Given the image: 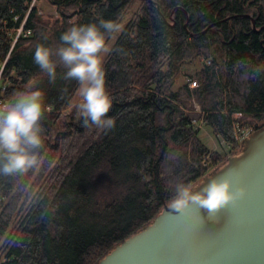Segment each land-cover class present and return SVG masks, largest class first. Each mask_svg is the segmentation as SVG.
I'll return each mask as SVG.
<instances>
[{
    "label": "trees",
    "instance_id": "trees-1",
    "mask_svg": "<svg viewBox=\"0 0 264 264\" xmlns=\"http://www.w3.org/2000/svg\"><path fill=\"white\" fill-rule=\"evenodd\" d=\"M33 1L0 0V102L32 79L45 94L38 165L0 172V264H97L153 222L177 183L200 182L205 158L226 163L194 118L232 155L241 152L233 114L264 120V0H140L104 57L107 131L84 126L76 107L66 112L79 84L62 65L50 82L33 57L73 25L122 23L138 0H48L61 16L54 23Z\"/></svg>",
    "mask_w": 264,
    "mask_h": 264
},
{
    "label": "clouds",
    "instance_id": "clouds-1",
    "mask_svg": "<svg viewBox=\"0 0 264 264\" xmlns=\"http://www.w3.org/2000/svg\"><path fill=\"white\" fill-rule=\"evenodd\" d=\"M122 28V23L113 20H101L99 26L73 25L61 35L58 47L36 46L34 63L50 82H55L57 67L62 65L64 78L79 84L82 99L75 107L86 127L90 122L102 131L115 126V121L107 118L112 101L106 90L103 54L110 50L106 34L120 33ZM39 83L32 79L23 90L0 102V172L5 175L26 172L39 163L45 96ZM248 193L247 185L236 184L228 174L210 179L203 187L181 182L175 185L168 208L182 217L195 206L215 217L245 200Z\"/></svg>",
    "mask_w": 264,
    "mask_h": 264
},
{
    "label": "water",
    "instance_id": "water-1",
    "mask_svg": "<svg viewBox=\"0 0 264 264\" xmlns=\"http://www.w3.org/2000/svg\"><path fill=\"white\" fill-rule=\"evenodd\" d=\"M247 15L258 30L256 19ZM225 174L248 186L245 200L215 217L195 206L181 217L165 202L152 223L97 264H264V127L242 142L239 154L228 156L195 186Z\"/></svg>",
    "mask_w": 264,
    "mask_h": 264
},
{
    "label": "rangeland",
    "instance_id": "rangeland-1",
    "mask_svg": "<svg viewBox=\"0 0 264 264\" xmlns=\"http://www.w3.org/2000/svg\"><path fill=\"white\" fill-rule=\"evenodd\" d=\"M33 2L38 7L39 13L42 16V18L49 20L51 23L56 22L57 19L58 20L61 19V16L57 11V7L52 5L48 0H37V1L34 0ZM140 4H141V1L138 0V1L134 2V4L131 6L130 10L128 11L125 18L123 19L122 31L125 29V26L129 23V20L132 18L133 14L138 10V8L140 7ZM20 32H21V29H19L17 31V34ZM120 33H114V35L112 36V38L110 40V43L108 44L109 49L112 46V44L115 43L117 36ZM105 55L106 54H103L104 57H105ZM206 62H207V59L204 57H201L200 61H197L196 63L187 65L186 69L189 72H193L196 68H200L201 66L205 65ZM186 79H188V78H184L183 80H186ZM81 99L82 98L80 97L79 91H78V94L74 97L71 105L65 111L68 112L69 110L73 109L79 102H81ZM194 107H195L196 111L201 112V107L197 102L194 103ZM248 119H249V122L246 121V119L241 118V120L244 123H250L254 127V129L255 128L257 129L259 126H261L263 124V121H264V120H252L251 118H248ZM194 120L197 121L194 124L196 126H198L197 127L199 130L198 134L208 148H210L213 151L219 152L222 156L232 155V152H231L232 146L228 142H226L222 136L216 135L212 131L210 126H208L205 122H202L203 121L202 119H195L194 118L193 121ZM207 159H208L209 163L206 166V168H207L206 172L209 173L211 170H213L219 164H218V161H213L210 158H207Z\"/></svg>",
    "mask_w": 264,
    "mask_h": 264
},
{
    "label": "built area",
    "instance_id": "built-area-1",
    "mask_svg": "<svg viewBox=\"0 0 264 264\" xmlns=\"http://www.w3.org/2000/svg\"><path fill=\"white\" fill-rule=\"evenodd\" d=\"M198 83L196 80H192L190 82V86L191 87H195L197 86ZM233 126H234V135H235V139L236 141L239 143V144H242V142L251 136V134L256 130V128L254 129V127L250 124V123H244L241 118H242V114L237 112V113H234L233 116ZM197 121L194 120L193 121V124L196 123ZM204 122V121H202ZM195 125V124H194ZM196 129H198L196 126ZM200 128V127H199ZM208 159L206 158L204 161H203V164L205 166L208 165Z\"/></svg>",
    "mask_w": 264,
    "mask_h": 264
},
{
    "label": "bare ground",
    "instance_id": "bare-ground-1",
    "mask_svg": "<svg viewBox=\"0 0 264 264\" xmlns=\"http://www.w3.org/2000/svg\"><path fill=\"white\" fill-rule=\"evenodd\" d=\"M59 13V12H58ZM58 20V19H57ZM226 157V156H225Z\"/></svg>",
    "mask_w": 264,
    "mask_h": 264
},
{
    "label": "crops",
    "instance_id": "crops-1",
    "mask_svg": "<svg viewBox=\"0 0 264 264\" xmlns=\"http://www.w3.org/2000/svg\"><path fill=\"white\" fill-rule=\"evenodd\" d=\"M231 150H232V148H231Z\"/></svg>",
    "mask_w": 264,
    "mask_h": 264
}]
</instances>
